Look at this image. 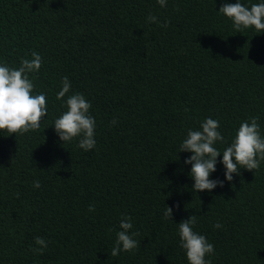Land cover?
Here are the masks:
<instances>
[{"label": "trees", "instance_id": "1", "mask_svg": "<svg viewBox=\"0 0 264 264\" xmlns=\"http://www.w3.org/2000/svg\"><path fill=\"white\" fill-rule=\"evenodd\" d=\"M236 2L0 0V65L18 69L37 52L41 68L28 76L47 102L39 129L0 130V264H188L178 230L191 215L214 246L206 261L264 264V160L231 182L221 163L242 122L259 117L264 138V32L237 31L219 12ZM65 76L71 88L57 100ZM76 93L96 122L89 151L54 131ZM207 118L224 137L209 178L224 186L195 192L180 146ZM125 216L140 243L114 257Z\"/></svg>", "mask_w": 264, "mask_h": 264}, {"label": "clouds", "instance_id": "2", "mask_svg": "<svg viewBox=\"0 0 264 264\" xmlns=\"http://www.w3.org/2000/svg\"><path fill=\"white\" fill-rule=\"evenodd\" d=\"M161 7H166L167 0H157ZM219 12L233 21L237 31L244 28L255 27L257 33L264 32V2L246 7L240 0L236 3H224ZM148 21L157 23L158 18L148 16ZM167 27V22L163 25ZM32 59H22L18 69L7 65H0V130H7L9 134H23L29 130L40 128L42 118L47 115L46 96L43 93L33 95L34 83L28 74L39 71L42 65V57L35 51ZM62 88L57 93L56 99L61 100L70 91L71 83L65 76ZM67 111L54 121V131L63 143L70 142L73 138L80 137L78 147L89 151L96 145L95 118L89 114L91 103L83 94L76 93L65 101ZM259 117H252L250 122L240 124L238 131L230 146L223 150L221 163L224 165L225 179L231 182L233 174L240 175V169L249 171L259 169L260 161L264 160V138L261 137L258 124ZM113 124L116 123L114 119ZM219 121L207 118L201 124V130H189L187 138L181 144V151H189L192 155L185 159V164H191L190 175L194 179L193 191L199 192L224 186V180L210 179V173L216 171L217 157L221 152L214 147L217 141H224V137L218 131ZM259 156V159L257 157ZM234 158V160H233ZM33 186L39 188L40 182L34 181ZM177 207L179 205L177 204ZM89 211H95L94 205L89 206ZM173 209L168 206L164 211V218L172 219ZM196 216L179 223L180 247L186 252L188 264H211L205 260L206 255L214 253L213 244L209 243L204 235L193 230L196 224ZM120 231L117 232L115 246L111 250L112 256H118L121 251L132 252L139 246L133 237L137 233L129 234L133 224L131 217L125 216L120 221ZM215 228L222 225L216 223ZM35 243L40 245L33 251L42 254L47 248V241L37 236Z\"/></svg>", "mask_w": 264, "mask_h": 264}]
</instances>
